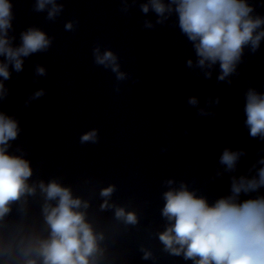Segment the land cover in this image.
<instances>
[{
	"label": "clouds",
	"instance_id": "9594fccd",
	"mask_svg": "<svg viewBox=\"0 0 264 264\" xmlns=\"http://www.w3.org/2000/svg\"><path fill=\"white\" fill-rule=\"evenodd\" d=\"M119 11L130 15L139 6L147 17L145 29H155L175 17L174 26L191 44L195 60L187 59L188 69L198 71L205 80L216 73L217 83L231 84L239 75L245 50L255 54L264 44V15L256 12L250 0H119ZM64 0H34L33 11L46 13V20L55 21L64 12ZM13 3L0 0V104L10 95L6 82L12 73L24 71L25 60L37 53H46L53 38L37 26H29L19 34L15 44ZM79 21L68 20L65 31H75ZM93 63L115 75L114 91L130 74L121 69L119 56L97 43L92 48ZM47 69L35 66V76L44 77ZM134 83L137 81H133ZM46 95L44 88L30 94L25 106ZM219 96L208 97L201 106L197 96H189L187 104L198 117L214 118ZM244 127L252 139L264 142V92L255 87L244 91ZM22 129L20 121L0 110V264H107L108 236L100 229L99 214L111 212V221L124 231L137 228L141 217L136 209L113 201L115 184L99 188L100 203L94 209L91 197L77 194L71 184L60 178L33 179L32 163L23 149L10 152ZM81 144H97L99 129L83 132ZM167 148L161 151L166 152ZM248 153L240 148L224 147L211 180L229 178L226 194L211 200L188 181L166 178L161 181L163 221L159 229H147L149 237L162 246L170 257L191 264H264V149L257 152L253 163L243 173L239 166ZM85 183H90L85 181ZM194 183V182H193ZM39 197L43 227L39 232L10 227L6 218L12 206L26 214L28 198ZM242 197H247L242 199ZM141 259L155 260L151 248L140 246Z\"/></svg>",
	"mask_w": 264,
	"mask_h": 264
}]
</instances>
